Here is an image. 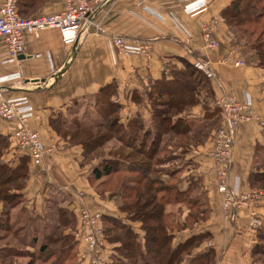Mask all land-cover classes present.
<instances>
[{
	"label": "crops",
	"instance_id": "crops-1",
	"mask_svg": "<svg viewBox=\"0 0 264 264\" xmlns=\"http://www.w3.org/2000/svg\"><path fill=\"white\" fill-rule=\"evenodd\" d=\"M235 1L212 0L205 11L195 15L185 11L184 5L177 0H110L101 3L91 14L90 28L79 36L75 46H66L56 27L29 35L27 53L17 60L11 59L6 46L1 44L0 94L5 99L26 96L35 111L29 124L48 141L53 135L50 123L53 117L56 118L53 114L73 112L82 98L97 95L102 87L114 82L121 95L133 91L142 93L152 83L173 80V72L178 67L205 63L214 73L210 79L216 101L223 95L232 94L239 101L251 104L254 119L240 121L235 128L230 175L232 183L239 181L240 190L248 192L251 170L260 156L258 149L264 145V67L249 60L246 47L236 44L234 30L225 21L224 11ZM63 2L58 0L54 9L45 6L43 13L62 10ZM259 8L264 9V0H259ZM203 23L215 27L218 47L211 48L204 40ZM119 36L129 45L149 46L148 53H122L114 42ZM237 61L244 63L237 65ZM66 64L68 66L63 69ZM149 109L143 105V114ZM131 110L136 107H130L129 114ZM196 110L203 109L197 106ZM129 114L127 118L131 117ZM13 128V123L0 116V134L11 144L10 151L0 155V161L14 170L25 160L28 174L21 188L14 189L21 191L24 203L20 207V221L11 220L13 224L21 225L20 230L30 234H43L48 229L52 233L45 225L50 223L49 206L57 193V200L61 195L71 200L69 208L75 213L79 208L77 193L87 195L86 202L90 207L103 208L102 202L95 201L93 188L86 181L89 171L80 167V151L65 148L67 150L48 154L42 165H34L17 149ZM208 143L207 139L205 146ZM200 156L196 155L199 161ZM218 167V162L206 158L198 170V174L205 177L209 213L206 222L196 224L199 227L197 233H210L212 240L202 242L193 254L211 251L213 264H256L253 249L258 235L257 228L251 225L250 207L239 209L232 222L225 219L223 194L218 190L215 178ZM49 184L58 187H49ZM53 192L56 193L51 198ZM260 197L256 208L259 222L264 216V194ZM106 212L114 213L110 208ZM24 219L26 222L22 223ZM52 221L58 224L55 219ZM184 230L186 234L175 241L176 245L197 235L194 228ZM184 264L193 263L187 260Z\"/></svg>",
	"mask_w": 264,
	"mask_h": 264
},
{
	"label": "rangeland",
	"instance_id": "rangeland-1",
	"mask_svg": "<svg viewBox=\"0 0 264 264\" xmlns=\"http://www.w3.org/2000/svg\"><path fill=\"white\" fill-rule=\"evenodd\" d=\"M45 1H48L45 3ZM45 1H37L35 4H33L30 7H22L19 6V12L22 16L24 17H31L34 15H38L43 13L44 7L49 6L50 9H54L57 6L58 0H45ZM240 29V32H237V35L234 34L238 39H244L246 40L248 36L250 35H244L242 29H248L249 32L252 30H255L257 33H260L261 40L264 41V12L260 16L259 22H250L248 25H244ZM236 33V32H235ZM251 38V36H250ZM248 54V53H247ZM253 53L249 50V54L247 57L249 60L251 59ZM185 67L187 66L186 64L184 65ZM195 66L197 68H200L201 71H203L206 76L209 78L211 77L205 69H202V65L199 63H196ZM185 68L183 67H178V71L184 70ZM198 74V73H197ZM198 76V75H197ZM201 78V76H199ZM202 79V78H201ZM200 80V79H199ZM196 82H194L193 85H195ZM154 83L150 84L144 90L142 93L133 91L128 93L127 95H121L117 91L116 87V92L114 95L111 96L116 102H118L120 105L116 104L114 108L115 112L110 115L107 124L102 125V126H96L92 124V127H87L83 129L84 131L75 133V132H67L66 127H69L70 123H73V121L81 120L83 123H99V121H104V116H100L99 114V99L102 96L96 95L93 97H85L84 99L82 98V102H79L78 107H75L73 112H57L53 115L56 116L57 118V123H59L62 127L56 129V126L54 128V125L52 122L51 123V128L53 129V135L49 137V140L46 141L41 134V132L38 131V129L32 128V130H35L40 133V137L44 143V145L50 149V151L47 153H55L59 152L65 148H75L77 151H80V167L82 169H87L89 172V176L87 177V180L89 185L93 188V196L95 201L99 203H103L104 206L103 208L94 206L90 207L87 202V195L82 194V193H77V199H78V206L79 208L76 209V221L73 225L71 221H69V218H67V214L63 213V218L61 219V227L65 228L66 230L68 227H73L72 230L74 232V238L71 239L68 236H64L63 238L61 237L62 230H59L56 232V234H53V240L51 241L48 240V237H43V234L38 235V240L34 239L33 236H36L35 234H30L27 233L26 230H20L19 225H15L12 223V221H15L16 223L20 221L22 217V211L20 210L21 205L24 203V200L21 199V203H19L16 207L15 205L13 207H10L9 204H6L5 201H0V209L1 211L3 210L2 208L9 210V218H11L12 221L9 223L12 225H15L14 231L13 229L6 230V229H0V264H86V262H91V263H96V264H129L128 258L126 257V251H127V243L128 240L130 239L129 237H126L122 234L121 230L125 229V224L127 225H132L136 235H137V242L141 243L143 246L145 244V231L142 229V222L140 220H131L129 218V212H126L122 210L121 206L125 202L123 198L118 197V192L119 188L123 184L125 186V183L127 182L128 177H143V172L149 174L151 170L155 174H150V177L157 178L159 177L160 179L164 181L163 185L158 184L159 179L156 180L155 185V190L157 193L160 195H166L165 197H172L173 199L175 198L174 195H169L166 191L167 188L177 186L180 187L181 189H184V191H188L191 187H194L195 183L197 186H195L188 195H186L190 200L198 199L201 198V202L198 205L190 206L188 202H184L181 200L180 202H177V204H168L166 205L165 210L158 209L153 202H150V199H147L145 202L144 210L149 212L152 218L148 217L149 221L154 222V221H162L164 224H168V226H171L170 228H174V225L172 227V221L173 218L175 217V220L180 223L184 220L187 219V216L192 212V213H197L198 210L201 211L203 208L207 207L208 212L207 216L209 213V203L207 200V192L205 191L206 185L204 184L205 182V177L204 175L198 174L201 167V162L203 160L211 159L212 161H216L213 158H210L209 152L213 146L211 143L212 140L215 138V135L219 129H221L224 125L223 120V114L224 111H220L221 118H219L218 122L213 125V126H207L204 128V135L199 134L198 136L193 137V133H191V130L188 131V133L192 136L190 137L189 134H186L184 136H179V139L182 141L184 138H186L189 142H191L189 145H184L183 148H174L173 146H165L161 152L156 154L154 153L153 157L148 158L147 155H145L142 152L135 151L131 147H127L124 145V143L120 140V137H123L124 139V132L128 131V128L126 127L128 118L127 115L129 114L130 107H136V110H131L130 116L137 117L138 120L140 119V124L143 125L142 131H140V137L143 136L144 130L147 129H154V110H152L151 104H153V101L150 99L152 97L151 92L154 91L153 89ZM159 85H161L159 83ZM207 88L203 86L201 88V93H204ZM127 91L125 90V93ZM111 95V94H110ZM120 95V97H119ZM155 95V93L153 94ZM157 95V93H156ZM232 95V94H230ZM123 96V97H121ZM110 99V97H109ZM108 100V99H107ZM96 102L98 105H96ZM141 104L145 106H149L150 109L148 112L144 111V114L147 115L148 117L146 118L143 114V117L145 119H142L141 117H138V111H143V107ZM121 106V109L119 108ZM74 107V106H73ZM101 107V105H100ZM197 108L194 107L189 113V116L191 121H194L193 125L194 127H203V123H205L204 119V112L201 111H195ZM35 112V111H34ZM33 112V114H34ZM2 118V117H1ZM55 118V119H56ZM116 120L119 124L118 131L115 132V134H112V130H110V127L113 126L115 128V125H113L114 121ZM144 121V122H143ZM56 124V123H55ZM126 124V125H125ZM207 124V123H205ZM204 124V125H205ZM151 127V128H149ZM88 130L91 132L99 133L101 135L107 136V134H112L115 136H112L106 142L102 145H91L94 146L95 149H93L89 154L87 153L86 147L78 141H81L80 139H85L86 138V133ZM172 130H170L171 132ZM64 136H63V135ZM71 134H79L76 137H73L72 135V141L70 140ZM152 134L147 138V142L144 145L145 151L148 150V146L151 143L152 140ZM180 135V134H179ZM209 135V136H208ZM13 136H14V128H13ZM188 136V137H187ZM139 137V140L136 141V145L140 146L141 140L145 141L146 137ZM183 137V138H182ZM208 137V138H207ZM15 138V137H14ZM130 140H132L129 137ZM127 138V140H129ZM209 140L210 143H208L205 146V141ZM125 140V139H124ZM200 141V142H199ZM126 142V141H125ZM193 142H198V144L194 145ZM15 145L17 149L21 152H23L20 149V146L15 139ZM164 142H162L161 147H163ZM205 146V147H204ZM11 144L10 142H6L4 146L1 148V154H7L10 151ZM204 147V148H203ZM264 147V145H263ZM88 150L89 147H87ZM65 149V150H67ZM121 149H125V154H128L129 156L127 157L126 160L127 162H131V165L138 166L140 169L137 171H133L130 174L125 173V169L122 170H114L112 171L108 176L105 175L102 179L100 180H94L92 177V170L96 167L99 168L103 165H111L115 164L116 167H119V165H125L124 160L120 159H115L113 155H115L116 152L121 151ZM155 152V151H154ZM0 154V155H1ZM23 154L27 157L28 161L34 165H36L30 158L27 152H23ZM132 154V155H131ZM200 154L201 156V161L199 159H196V155ZM46 155V156H47ZM260 156H257V160L255 161L254 167L252 170L258 171V172H264V152L261 150L259 151ZM45 156V159H46ZM107 159V160H106ZM109 161V162H107ZM113 162V163H112ZM217 162V161H216ZM22 163V162H21ZM143 168V169H142ZM157 169V171H161V173H157V171L153 169ZM150 169V170H149ZM159 169V170H158ZM232 169V168H231ZM251 170V171H252ZM21 173H24L23 177H17L14 180H9L8 178L6 181L1 183L0 182V190L4 189L5 187H8L10 184L14 185H19L22 183V181H25L27 177V171L23 169L22 167ZM172 173V175H170ZM213 175V174H212ZM79 177L85 178V176L79 175ZM7 178V177H4ZM215 178L217 181V187H219V183L221 181V178L218 174V169H216L215 172ZM51 181V180H50ZM147 181L146 179L143 180V185H146ZM52 184V183H50ZM48 185L49 187H54L55 185ZM54 184V183H53ZM166 187L161 189L162 187ZM251 189L248 192H242L240 190V185L239 183L237 184V189L240 193H258L262 192L264 194V188H261L258 185H253L250 184ZM16 187V186H14ZM58 187V186H55ZM61 187V186H59ZM66 187H71V186H66ZM139 187H143L142 184L139 185ZM138 187V188H139ZM196 189V190H195ZM219 190V189H218ZM56 191V190H55ZM56 192L51 193V198H53V194ZM164 193V194H163ZM64 194V193H63ZM158 194V195H159ZM58 195V193H57ZM57 195L54 196V198L50 202L49 206V212H50V227L54 225V222L52 220H58L59 214L58 210L65 211V207L72 206L71 205V200L69 198H65L62 195L60 196L59 200H57ZM168 195V196H167ZM2 197V196H1ZM69 197V196H67ZM134 199V196L133 198ZM261 199V197H260ZM260 199L256 198H251L247 199V201H244L239 205V207L231 213V217H228V214H225V219L228 222H232L236 218V215L239 211V209H242V207H250V212L249 215L252 219L251 225L253 227L257 228V235H258V251L253 255L254 262L256 264H264V216L261 219L262 221L259 222V213L257 212V204ZM204 200H206V203H204ZM195 201V200H194ZM15 202V201H14ZM13 202V203H14ZM204 203V204H203ZM206 204V206H205ZM107 207V208H104ZM81 208H85L88 210L90 214H99V219H98V228L99 230L97 231V236L94 240V244H91L90 241L84 238L85 234H87L89 231L88 229V221L86 218L82 215ZM112 209L114 213H107L106 209ZM121 208V209H120ZM222 208L224 210V205H223V200H222ZM163 211V216L162 219L159 217L157 218V215H160V212ZM225 213V210H224ZM110 217H108V216ZM155 215V216H154ZM203 215L204 213L198 214V222L200 223L199 225H202L203 222L207 221V217L203 220ZM154 216V218H153ZM202 216V218H201ZM156 217V218H155ZM203 220V221H202ZM189 221V227L192 225V220ZM22 223L26 222L25 219L21 220ZM259 222V223H258ZM197 223V222H196ZM118 226L116 227L115 226ZM118 224V225H117ZM60 225V224H59ZM194 225V224H193ZM198 225V226H199ZM169 228V231H170ZM195 230V233L199 235L200 233H197L199 231V227L197 228L196 224L193 227ZM17 229V230H16ZM53 229V228H52ZM168 230V229H167ZM33 231L35 232V227L33 226ZM64 231V230H63ZM176 231V228L173 229V233ZM189 231V230H187ZM61 232V234H60ZM177 232V233H176ZM174 233L173 237V246H177L175 244V241L178 239H181L183 235H185V230L180 231L177 230ZM78 234H80L78 236ZM203 234V233H201ZM211 235L205 234L202 236V239L198 240L197 243L191 246V250L194 251L195 248H197L198 245H200L202 242L212 240ZM176 239V240H175ZM131 240V239H130ZM129 240V241H130ZM181 244V243H179ZM178 244V245H179ZM42 247H45L46 250H43ZM69 255V256H68ZM191 260V258H189ZM132 260V264H133ZM184 263V262H183Z\"/></svg>",
	"mask_w": 264,
	"mask_h": 264
},
{
	"label": "trees",
	"instance_id": "trees-1",
	"mask_svg": "<svg viewBox=\"0 0 264 264\" xmlns=\"http://www.w3.org/2000/svg\"><path fill=\"white\" fill-rule=\"evenodd\" d=\"M37 1H45V0H19L18 6L22 7H30L33 4H35ZM48 1H45L47 3ZM264 9L259 8V0H237L234 2L232 7L227 8L224 11L225 21L234 30V33L237 35V32H240V29L244 25H248L250 22H259L261 14H263ZM244 35H250L247 37L246 40L244 39H234L236 44H240L246 47L247 52L249 50L253 53L251 59L261 67H264V41L261 40V32L257 33L255 30H252L249 32L248 29H242ZM168 67V66H167ZM198 73V74H197ZM198 75V76H197ZM174 79L165 81V82H157L153 85L154 91L151 92L152 97L150 99L153 101L152 110H154V129H147L144 130L143 136L146 137V140H141L140 146L136 145L135 140H139L140 137V131L143 129V125L140 124V119L138 120L137 117H130L128 118V122L126 127L128 128V131L124 132V139L123 137H120V140L124 143L123 146L131 147L135 151L142 152L145 155L148 156V158H152L154 153L156 154L161 152L165 146H173L174 148H183L184 145H189L191 142H189L186 138L184 140H180L179 136H184L186 134H189L188 131L191 130V133H193V137L198 136L199 134L204 133V128L207 126H213L215 125L219 118H221L220 111L221 108L216 105V96L214 89L212 87L211 81L206 76V74L200 70V68H197L193 64H187L184 70L178 71L174 70L173 72ZM201 76V78H199ZM200 79V80H199ZM194 82H196L195 85ZM159 83L161 85H159ZM203 86L206 89L204 93H201V88ZM116 84L113 82L105 87H102L99 90V93L97 95L102 96L96 105L99 106V114L100 116L103 115L104 121H99V123H83L81 120L73 121V123L69 124V127H66L67 132H81L84 131L83 129L87 127H92V124L96 126H102L107 124L108 119L110 115H112L115 110L113 107L116 106V104L120 105L118 102H116L113 98H111L112 95L116 92ZM155 93V95H153ZM157 93V95H156ZM111 94V95H110ZM96 95V97H97ZM94 97V96H93ZM110 97V99H109ZM108 99V100H107ZM101 105V107H100ZM143 107V104H141ZM201 106L202 111L204 112V119L205 123H203V127H194L193 123L194 121H191L189 119L191 110L196 107ZM121 109V106L119 107ZM138 117H141L142 119H145L143 117V112L138 111ZM57 118L54 117L51 119V122L54 125V128L56 126V129L62 127L59 123H57ZM107 121V122H106ZM115 125V128L113 126L110 127V130H112V134H115L119 129V124L116 120H113ZM144 122V121H143ZM56 123V124H55ZM205 124V125H204ZM145 126V125H144ZM205 126V127H204ZM58 127V128H57ZM151 128V127H149ZM170 130H172L170 132ZM152 134V140L150 145L147 147L148 150L145 151L144 145L147 142V138ZM112 134L101 135L97 134L95 132H91L88 130L86 133L85 139H80L81 142L87 150V153L89 154L93 149H95L94 146L91 145H102L111 138ZM180 134V135H179ZM206 133H204L205 135ZM63 135V134H62ZM72 135L73 137H76L79 134H71L70 140L72 141ZM64 136V135H63ZM190 137H192L189 134ZM209 136V135H208ZM129 137L132 139L130 140ZM140 137V138H141ZM188 137V136H187ZM127 138L129 140H127ZM183 138V137H182ZM208 138V137H207ZM126 141V142H125ZM7 142V138L0 134V154H1V148L4 146ZM162 142H164L163 147H161ZM200 142V141H199ZM192 144V143H191ZM194 145L198 144V142H193ZM90 150H88V148ZM259 151L264 152V147L260 145ZM125 149H121V151L118 150V152L113 155L115 159H120L125 161V165H119V167H116L115 164L109 165H103L99 168H94L92 170V177L94 180H100L105 175L110 176L109 174L116 170L120 171L122 169H125L126 174H130L133 171H137L140 169L138 166L131 165L132 162H127L128 154H125ZM155 151V152H154ZM258 151V152H259ZM132 155V154H131ZM107 160V159H106ZM109 162V161H107ZM110 163V162H109ZM22 167L25 169V160L21 164V167H18L17 169H10L6 164H3L0 161V182H8L6 181L8 178L9 180H14L17 177H23L24 173L22 171ZM143 169V168H142ZM150 170V169H149ZM157 171V169H153ZM159 170V169H158ZM143 172V177H128L127 182L125 183V186L122 184L118 192V197L123 198L125 201L123 205L121 206L122 210L126 212H129V218L131 220H140L142 222V229L145 231V244L142 246L141 243L137 242V235L132 227V225L125 224V229L121 230L122 234L126 237H129L130 241L128 240L127 243V251H126V257L128 258L129 264H132V260L134 261L133 264H184L185 261L189 260L191 258V262L193 264H213L214 259L212 258V253H201V254H193V251L190 249L192 245L197 243L198 240L202 239V236L210 233H203L196 236H193L192 238L186 240L185 242L173 246V229L176 228L177 230H184V229H192L195 224H199L198 222V214L204 213L203 218L204 220L207 217L208 208L205 207L201 211L198 210L197 213H190L187 216V219L183 222H176L175 217L172 221V227L174 225V228H170L171 226H168V224L162 223V221H149L148 217L152 218L149 212L144 210L145 202L147 199H150V202H153V204L161 210H165L166 205L168 204H177V202H180L183 200L184 202H188L189 205L192 207L194 205H198L201 202V198L198 199H192L189 201L188 193H190L197 184L195 183L194 187H191L187 192L184 191V189H181L180 187L173 186L167 188V193L171 196L174 195V199L172 197H165L166 195H160L155 190L156 180L159 179L158 184L163 185L164 181L162 178L159 177L155 178L150 177V174H155L152 170L149 174ZM157 173H161V171H157ZM172 175V173H170ZM7 177V178H4ZM147 181L146 185H143V180ZM23 184L20 183L19 185L10 184L8 187H5L4 189L0 190V201H5L6 204H9L10 207H15L21 203L22 199V193L21 191H14V189H20ZM143 187H139L141 185ZM250 184L258 185L261 188H264V172H258L255 170L251 171L250 174ZM161 186V187H162ZM139 187V188H138ZM166 187H162L163 189ZM196 190V189H195ZM159 194V195H158ZM164 194V193H163ZM2 196V197H1ZM134 196V199H132ZM168 196V195H167ZM15 201V202H14ZM14 202V203H13ZM204 203H206V200H204ZM203 203V204H204ZM14 204V205H13ZM207 204V203H206ZM205 204V206H206ZM5 208V207H4ZM2 208L1 216H0V229H6L10 230L13 229L15 225L10 224L11 218H9V210H6ZM120 208V209H121ZM65 211L58 210V220L56 217V222L58 221V224H54L52 227H50V224H46L48 228L51 229L52 233H49L50 230L48 229L47 232L43 233V237H48L47 239L51 241L53 240V234H56L59 230H62V238L65 236H68L69 238H74V232L72 230L73 227H68L66 230L65 228L61 227V219L63 218V213L67 214V218H69V221H71L73 225V221L75 223L76 221V213L74 211H71L69 207H65ZM108 216V215H106ZM155 216V215H154ZM153 216V218H154ZM163 211L160 212V215H157L156 217L159 219H162ZM110 217V216H108ZM155 217V218H156ZM192 220V225L189 227V221ZM202 220V221H203ZM197 222V223H196ZM60 224V225H59ZM56 225V226H55ZM118 225V224H117ZM116 226V224H115ZM22 227L19 225V228ZM55 227L54 229H52ZM118 227V226H116ZM120 228V227H118ZM170 228V231H169ZM168 229V230H167ZM17 230V229H16ZM64 230V231H63ZM61 234V232H60ZM33 236L34 239L38 240V235ZM43 250H46L45 247H42ZM258 251V243L254 246L253 249V255L257 253ZM69 256V255H68ZM184 262V263H183Z\"/></svg>",
	"mask_w": 264,
	"mask_h": 264
},
{
	"label": "built area",
	"instance_id": "built-area-1",
	"mask_svg": "<svg viewBox=\"0 0 264 264\" xmlns=\"http://www.w3.org/2000/svg\"><path fill=\"white\" fill-rule=\"evenodd\" d=\"M110 0H64L62 10L53 13H41L31 17H24L19 12V0L0 1V47L4 44L11 59H18L27 53V38L35 35L45 28H58L61 31L62 41L66 46L75 45L79 36L90 28L92 23V12ZM184 5V10L190 14H199L205 11L212 0H177ZM204 40L211 48L218 47L219 43L214 38L215 27L210 23L202 24ZM116 47L124 54L148 53L149 46L143 44L129 45L124 37L115 38ZM38 55V54H36ZM237 61V65L243 64ZM202 69L213 76L205 63L200 62ZM223 114L224 125L219 129L212 140V148L209 152L210 158L219 163L218 174L221 178L219 191L223 194V205L225 214L231 217L241 203L247 199L256 198L263 194L240 193L237 189L239 181H230L231 168L234 156L236 137V125L240 121H251L254 119L251 104L241 102L234 95H223L216 101ZM0 116L14 124V137L20 149L27 152L36 165H42L45 156L50 151L41 137L40 133L32 130L29 121L34 116L33 107L26 96L17 98H3L0 94ZM82 215L88 221V233L84 238L94 244L97 236L99 214H90L87 209L81 208ZM80 234H78L79 236ZM96 264V263H94Z\"/></svg>",
	"mask_w": 264,
	"mask_h": 264
},
{
	"label": "water",
	"instance_id": "water-1",
	"mask_svg": "<svg viewBox=\"0 0 264 264\" xmlns=\"http://www.w3.org/2000/svg\"><path fill=\"white\" fill-rule=\"evenodd\" d=\"M75 44H77V41H76V43ZM75 46V45H74ZM23 56V55H22ZM21 57V56H20ZM71 60V58L69 59V61ZM68 65L66 64L64 67H63V69H65L66 67H67Z\"/></svg>",
	"mask_w": 264,
	"mask_h": 264
}]
</instances>
